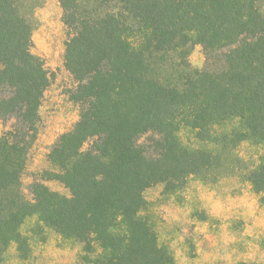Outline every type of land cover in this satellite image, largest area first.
Wrapping results in <instances>:
<instances>
[{
    "label": "trees",
    "instance_id": "16d2710c",
    "mask_svg": "<svg viewBox=\"0 0 264 264\" xmlns=\"http://www.w3.org/2000/svg\"><path fill=\"white\" fill-rule=\"evenodd\" d=\"M42 2L0 0V264L12 245L30 259L48 232L74 264H175L153 187L180 202L192 179H238L264 204V0H58L78 118L25 187L50 83L32 51Z\"/></svg>",
    "mask_w": 264,
    "mask_h": 264
},
{
    "label": "rangeland",
    "instance_id": "374dc122",
    "mask_svg": "<svg viewBox=\"0 0 264 264\" xmlns=\"http://www.w3.org/2000/svg\"><path fill=\"white\" fill-rule=\"evenodd\" d=\"M96 4L97 0H89L92 9ZM35 15L37 24L32 32V51L43 59L50 83L39 109V131L29 153L23 177L25 187L30 180L29 173L46 166L49 145L78 118L75 105L66 95L72 79L63 65L66 34L58 0H43ZM189 61L193 67L202 66L204 55L200 45L192 47ZM3 129L4 124L0 122V133ZM238 150L243 158L252 161L256 160L260 147L242 143ZM46 184L68 194L55 180ZM159 191V187H153L145 195L165 221L161 234L174 250L175 264L264 263V247L260 242L264 237V204L248 184L226 179L212 186L192 179L180 202L163 199ZM72 254L73 248L48 232L46 242L36 248L30 259H18L12 245L2 264H74Z\"/></svg>",
    "mask_w": 264,
    "mask_h": 264
}]
</instances>
